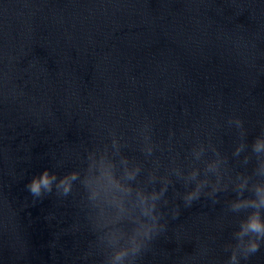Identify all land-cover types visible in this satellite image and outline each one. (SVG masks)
I'll use <instances>...</instances> for the list:
<instances>
[{
  "label": "water",
  "instance_id": "1",
  "mask_svg": "<svg viewBox=\"0 0 264 264\" xmlns=\"http://www.w3.org/2000/svg\"><path fill=\"white\" fill-rule=\"evenodd\" d=\"M258 137L264 0H0V264H230ZM101 157L131 188L114 202L90 199ZM237 259L264 264V240Z\"/></svg>",
  "mask_w": 264,
  "mask_h": 264
},
{
  "label": "clouds",
  "instance_id": "2",
  "mask_svg": "<svg viewBox=\"0 0 264 264\" xmlns=\"http://www.w3.org/2000/svg\"><path fill=\"white\" fill-rule=\"evenodd\" d=\"M239 148L237 152H239ZM253 150L256 153L264 152V137H258L253 142ZM126 163V161H125ZM222 161L217 158V160L212 161L208 164V170L216 172V182L213 184V191L218 190L220 184V166ZM114 165L111 161L106 160L104 157H101L99 161V169H100V177L99 180H103V184L99 186L93 185L90 182V199L93 201H97L101 195V192L104 193L105 199H111V201H116L120 196L119 193H128L131 191L130 187L121 186V182L115 178L113 172ZM137 169H125V175L128 178H131L135 175ZM198 173L197 169H193L191 175L194 178ZM76 173H72L69 176H66L61 179L58 184V187L62 189L64 194H67L71 189V182L76 178ZM248 177L242 176L237 178L236 187L239 189H243L248 185ZM55 180L54 175H49L47 170H45L40 176L34 177L29 184V190L33 195H40L41 191H49L51 189V185ZM208 181L205 179L197 184L196 188L188 193L186 199L191 201L196 198L199 193L201 186L206 184ZM255 199H237L232 202L231 207L233 210H240L241 208H251L252 211L244 217L239 224V230L237 232L238 244L237 247L233 249L232 255L230 257V264H238V253L243 255L245 258L250 254L255 252L259 248V244L261 240H264V213H262L261 209L264 208V183L257 182L254 186ZM140 196L141 202L147 201L149 197L145 196L143 193H137ZM242 193H238L241 195ZM152 204L149 207V211L152 207H154L155 194L152 195ZM122 204V201H121ZM149 229L145 228L143 232V236L147 237L149 235ZM247 237L245 240L244 238ZM138 248V244L135 239L133 242L132 251H136ZM128 254V249L120 248L113 252L110 264H123L124 257Z\"/></svg>",
  "mask_w": 264,
  "mask_h": 264
}]
</instances>
